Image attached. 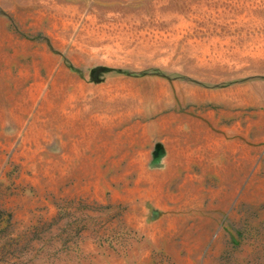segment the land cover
<instances>
[{
    "label": "rangeland",
    "instance_id": "1",
    "mask_svg": "<svg viewBox=\"0 0 264 264\" xmlns=\"http://www.w3.org/2000/svg\"><path fill=\"white\" fill-rule=\"evenodd\" d=\"M0 264H264V0H0Z\"/></svg>",
    "mask_w": 264,
    "mask_h": 264
},
{
    "label": "trees",
    "instance_id": "2",
    "mask_svg": "<svg viewBox=\"0 0 264 264\" xmlns=\"http://www.w3.org/2000/svg\"><path fill=\"white\" fill-rule=\"evenodd\" d=\"M98 67H99V72H98V74H97L95 77H92V80L95 81V82L99 81V79H98V75H99L100 73H105V72H108V71H112V70H114L113 68H110V67H107V66H98ZM118 71H119V70H118Z\"/></svg>",
    "mask_w": 264,
    "mask_h": 264
},
{
    "label": "water",
    "instance_id": "3",
    "mask_svg": "<svg viewBox=\"0 0 264 264\" xmlns=\"http://www.w3.org/2000/svg\"><path fill=\"white\" fill-rule=\"evenodd\" d=\"M99 72V67H95L93 69H91L90 75L91 77H95Z\"/></svg>",
    "mask_w": 264,
    "mask_h": 264
}]
</instances>
